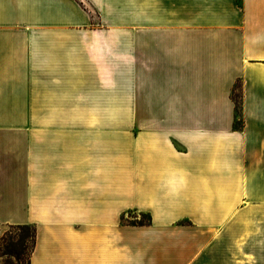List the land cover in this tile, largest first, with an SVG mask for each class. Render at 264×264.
I'll use <instances>...</instances> for the list:
<instances>
[{
    "label": "crops",
    "instance_id": "0c3cea01",
    "mask_svg": "<svg viewBox=\"0 0 264 264\" xmlns=\"http://www.w3.org/2000/svg\"><path fill=\"white\" fill-rule=\"evenodd\" d=\"M11 226L29 264H264V0H0Z\"/></svg>",
    "mask_w": 264,
    "mask_h": 264
},
{
    "label": "rangeland",
    "instance_id": "374dc122",
    "mask_svg": "<svg viewBox=\"0 0 264 264\" xmlns=\"http://www.w3.org/2000/svg\"><path fill=\"white\" fill-rule=\"evenodd\" d=\"M235 99H238L235 88ZM237 127H239L237 125ZM128 223H133L132 220H127ZM138 223L146 224L148 219L146 216H141ZM33 233L32 227H25L22 229H17L16 226H11L6 232V239L4 243L0 245V264H28L29 252L32 244L31 236ZM22 246L23 254L20 260H17L14 256L6 255L7 249L10 248L11 251L20 252V247Z\"/></svg>",
    "mask_w": 264,
    "mask_h": 264
},
{
    "label": "trees",
    "instance_id": "16d2710c",
    "mask_svg": "<svg viewBox=\"0 0 264 264\" xmlns=\"http://www.w3.org/2000/svg\"><path fill=\"white\" fill-rule=\"evenodd\" d=\"M235 98V96H234ZM236 101V110H235V114H236V125H240L241 124V108H240V103L238 102V100H235ZM17 229H22V228H25V227H31V226H16ZM33 228V227H32ZM6 233L3 235V237L0 239V245L2 243H4L5 239H6ZM35 234H34V228H33V233H32V236H31V240H32V244H31V248H30V252H29V258H28V264H29V260H30V256L33 252V249H34V242H35ZM23 249L22 246L20 247V252H14V251H11L10 248L7 249V253L6 255H9V256H14L17 260H20V257L21 255L23 254Z\"/></svg>",
    "mask_w": 264,
    "mask_h": 264
}]
</instances>
